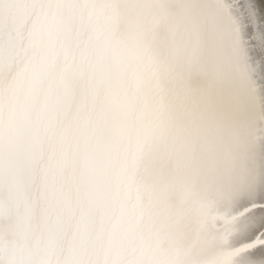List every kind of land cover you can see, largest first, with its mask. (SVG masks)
<instances>
[{"label":"snow or ice","instance_id":"6c2138e0","mask_svg":"<svg viewBox=\"0 0 264 264\" xmlns=\"http://www.w3.org/2000/svg\"><path fill=\"white\" fill-rule=\"evenodd\" d=\"M0 264H264V0H0Z\"/></svg>","mask_w":264,"mask_h":264},{"label":"bare ground","instance_id":"6f19581e","mask_svg":"<svg viewBox=\"0 0 264 264\" xmlns=\"http://www.w3.org/2000/svg\"><path fill=\"white\" fill-rule=\"evenodd\" d=\"M137 2L142 3H152L155 0H137ZM159 2L175 5L180 3L181 0H159ZM211 2V0H208ZM16 8L15 5L11 6V14H15ZM211 24L215 27L220 49L222 53V59L224 60L223 71L227 75L229 72V67L227 64V53L230 51L231 47V28L227 20L217 19L210 21ZM144 89L148 93L147 104L148 107L145 108L144 104L141 103L139 110L144 114L145 121L148 120V111L150 109H164L167 110L169 107L175 105V99L171 95H168L164 89V78L162 75L156 76L152 75L151 72L146 73V82L144 84ZM142 183L150 182L149 177L142 176ZM147 203V201H146ZM149 210H151V205L148 204ZM188 208L192 212V220L196 226L199 228L200 225H203L204 229L209 232H216L219 228L223 230V218L231 215V209L223 203H214L210 206V209L206 215H202L200 211L199 204L196 202V197L193 196L191 199H185L182 193L177 195L176 204L171 208L173 213H177L179 210ZM133 223L138 224L142 229L145 239H153L155 235L161 231L162 228V218H158L155 215L145 216L143 220H140L138 217L133 218ZM161 249H168L169 242L166 239L161 237ZM179 246L181 248L191 247L193 251L198 248V240L195 229L193 230L190 236H187L179 241Z\"/></svg>","mask_w":264,"mask_h":264}]
</instances>
